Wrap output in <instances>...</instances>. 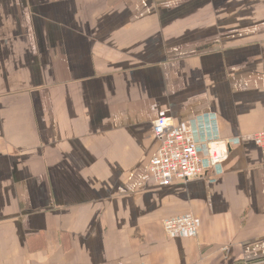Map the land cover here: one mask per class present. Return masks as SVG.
Here are the masks:
<instances>
[{
    "label": "crops",
    "instance_id": "crops-1",
    "mask_svg": "<svg viewBox=\"0 0 264 264\" xmlns=\"http://www.w3.org/2000/svg\"><path fill=\"white\" fill-rule=\"evenodd\" d=\"M162 114L215 174L147 178ZM263 128L264 0H0V264H264Z\"/></svg>",
    "mask_w": 264,
    "mask_h": 264
},
{
    "label": "built area",
    "instance_id": "built-area-1",
    "mask_svg": "<svg viewBox=\"0 0 264 264\" xmlns=\"http://www.w3.org/2000/svg\"><path fill=\"white\" fill-rule=\"evenodd\" d=\"M152 136L158 142V149L149 162L146 176L161 185L215 174L229 157L227 140L202 139L197 123L177 124L166 114L153 123ZM254 138L264 156V128ZM197 227L198 221L193 214L164 220V230L169 237L194 236Z\"/></svg>",
    "mask_w": 264,
    "mask_h": 264
},
{
    "label": "bare ground",
    "instance_id": "bare-ground-1",
    "mask_svg": "<svg viewBox=\"0 0 264 264\" xmlns=\"http://www.w3.org/2000/svg\"><path fill=\"white\" fill-rule=\"evenodd\" d=\"M163 227H164V225H163ZM165 231V230H164Z\"/></svg>",
    "mask_w": 264,
    "mask_h": 264
}]
</instances>
